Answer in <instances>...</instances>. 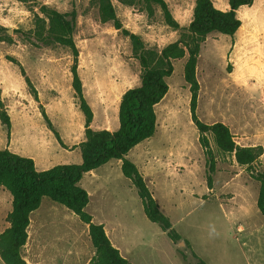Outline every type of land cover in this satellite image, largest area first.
<instances>
[{
	"label": "rangeland",
	"instance_id": "374dc122",
	"mask_svg": "<svg viewBox=\"0 0 264 264\" xmlns=\"http://www.w3.org/2000/svg\"><path fill=\"white\" fill-rule=\"evenodd\" d=\"M101 1L0 0V102L10 121L7 135L0 119V149L31 157L37 170L80 163L85 129L72 88L73 55L52 37L49 10L75 14L72 37L82 92L93 114L89 127L114 131L122 93L140 84L141 56L153 66L163 47L186 39L196 0H164L174 23L150 0H110L116 17L106 20ZM211 1L228 9V0ZM237 15L240 26L232 36L212 32L200 45L196 114L204 123L226 124L236 144L259 148L253 170L264 173V0H252ZM126 32L135 34L140 45ZM185 60H173L168 90L155 105L150 141L164 150L184 149L187 160L180 175L175 171L170 180L159 177L148 185L176 231L208 264H264V217L256 206L259 182L232 154L220 152L210 136L216 165L207 182L203 150L190 117ZM136 146L126 158L141 170L132 156ZM118 162L98 167L93 180L82 176L80 185L93 191L85 210H97L95 222L100 214L116 226L111 241L131 264H187L177 246L146 218ZM10 210L11 196L0 188V232L9 224ZM179 248L185 250V244ZM20 252L26 264H95L88 225L47 197L30 214Z\"/></svg>",
	"mask_w": 264,
	"mask_h": 264
},
{
	"label": "trees",
	"instance_id": "16d2710c",
	"mask_svg": "<svg viewBox=\"0 0 264 264\" xmlns=\"http://www.w3.org/2000/svg\"><path fill=\"white\" fill-rule=\"evenodd\" d=\"M150 1L161 7L167 22L174 23L164 0ZM251 2L252 0H228V9L221 10L215 7L211 0H196L186 39H179L163 47L153 66H148L146 59L141 56L143 71L140 84L122 93L118 106L119 126L114 131L94 130L89 127L93 114L82 92V82L78 76L76 64L78 52L72 37L75 14L49 10V31L52 37L58 44L68 47L73 55L72 88L77 97L79 109L84 115L85 126L84 140L79 144L81 162L57 164L47 169L37 170L31 157L19 155L7 148L0 149V188L6 189L11 195L9 224L0 232V259L4 264H26L20 250L27 240L30 214L40 206L43 197L64 206L88 225L90 241L95 248L91 261L93 260L95 264H131L112 244L102 224L93 222L91 214L85 210L89 195L79 184L86 172L113 159L121 160V173L135 188L141 200L144 215L148 220L156 223L177 246L176 251L181 255L182 260L187 264H208L176 231L169 217L160 210L136 165L126 158L131 148L153 135L156 128L155 105L168 90L166 78L173 71V60L184 56L186 60L183 75L189 85L190 117L198 131V142L203 150L207 182L211 183L216 165V159L209 144L210 136L220 152L232 154L236 163L245 167L259 182L256 206L264 217V173L253 170V164L261 153L259 148L236 144L226 124L220 121L204 123L196 114L199 89L196 62L200 45L212 32L232 36L240 26L238 9ZM100 11L106 20L116 17L110 0L101 1ZM126 33L134 45H140L135 34ZM43 117L47 127L53 131L60 142L58 133L53 129L44 112ZM0 119L5 124L8 135L9 116L2 108L1 102ZM181 241L185 244V250L178 246ZM186 250L189 251V255L186 254Z\"/></svg>",
	"mask_w": 264,
	"mask_h": 264
},
{
	"label": "crops",
	"instance_id": "0c3cea01",
	"mask_svg": "<svg viewBox=\"0 0 264 264\" xmlns=\"http://www.w3.org/2000/svg\"><path fill=\"white\" fill-rule=\"evenodd\" d=\"M152 137L145 139V141L143 140L144 142L141 141L142 143L139 146L135 145L136 148H134V150L132 152V156L135 158V160H139L141 170H139V167L133 161L132 162L136 165L139 172L142 174V177H143V179H144V181H145V183L149 189H150V187L148 184L151 183L152 185H154L156 179L159 177H164V178H166V180H170L171 173H173L175 171H178V175H180L181 170L183 169L182 164L185 165V161L187 160V153L185 152L184 149L179 148L177 151H173L169 148H165V150H164L163 148H160V146H157L150 141L152 139ZM144 152H147V157L143 156V159H142V154ZM118 161H119L118 163H120V165H121V160H118ZM118 163H117V166H118ZM186 167H188V166H186ZM96 169L90 170V171L85 173V174L89 175L88 177L90 180H93V178L95 177L94 171ZM81 179H80V181H81ZM80 181H79V184H80ZM189 185H190V182H189ZM82 187L86 189V191L89 195V201L87 203V205H89V202L91 203L90 199L92 196L91 194H93V191L92 192L89 191V189H87L86 186H82ZM89 187H91V185ZM103 188H105V186ZM152 195H153V193H152ZM95 212H97L96 209H94V210L92 209V211H88V213L91 214V216H92L93 222H95L94 221V219L96 217ZM97 217H98V221L95 223L102 224L106 234L108 235L109 239L111 240L110 235L114 234V232L116 231V229H115L116 226L109 224V222L104 217H102L100 214L97 215ZM115 247L118 248V250L120 249L118 246H115Z\"/></svg>",
	"mask_w": 264,
	"mask_h": 264
},
{
	"label": "water",
	"instance_id": "95a60500",
	"mask_svg": "<svg viewBox=\"0 0 264 264\" xmlns=\"http://www.w3.org/2000/svg\"><path fill=\"white\" fill-rule=\"evenodd\" d=\"M181 244H183V242L181 241V242H179V245L178 246H180Z\"/></svg>",
	"mask_w": 264,
	"mask_h": 264
}]
</instances>
